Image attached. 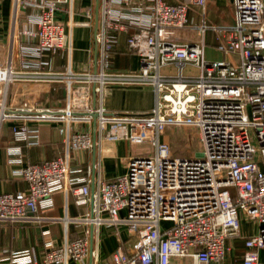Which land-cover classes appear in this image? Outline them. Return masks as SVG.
Listing matches in <instances>:
<instances>
[{"label": "built area", "instance_id": "2783aa9c", "mask_svg": "<svg viewBox=\"0 0 264 264\" xmlns=\"http://www.w3.org/2000/svg\"><path fill=\"white\" fill-rule=\"evenodd\" d=\"M12 2L15 27L24 19L18 29L20 68L13 69L11 63L0 68V82L63 83L66 105L54 108L23 100L10 109L1 101L0 121H21L13 125L14 140L31 146L40 144V133L28 122H62L59 131L66 148L55 159L25 166L21 149L9 148L12 173L28 189L0 193V223L59 219L67 228L71 222L94 228L127 225L138 238L136 245L130 253L116 248L105 264H187L185 259L190 264H264V0H234L235 21L228 25L207 23L208 0H100L97 69L84 71L71 64L55 71L54 58L46 55L62 49L71 53L67 27L57 11L69 13V26H92L91 7L85 9L87 19L76 23L75 0ZM191 7L201 9V23L189 22ZM130 29L126 43L140 56V67L122 71L113 65L114 44ZM186 30H196L200 41H179L178 32ZM207 31L216 33V46L225 58H206ZM187 64L197 66L200 74L184 76ZM167 65H176L179 74L163 75L161 68ZM76 84L83 85V93L73 99ZM107 84L152 85L155 105L146 112L110 111L103 102ZM75 123L94 124L96 139L91 131L73 130ZM184 125L199 129L202 151L194 157L176 155L163 138L168 127ZM104 141H129L150 149L129 157L126 172L112 179L102 176L98 162L93 178L91 168L83 175L81 167L71 165L73 150H101ZM229 187L235 189L234 196ZM57 192L66 203L59 217L52 214ZM71 196L77 205L91 203V210L69 216ZM123 210L125 217L120 216ZM243 218L257 224L256 233H243ZM90 234L87 229L69 240L67 230L63 245L48 243L42 261L33 249L6 254L0 248V264L80 261L89 254ZM230 239L242 243L243 251L237 253Z\"/></svg>", "mask_w": 264, "mask_h": 264}, {"label": "crops", "instance_id": "0c3cea01", "mask_svg": "<svg viewBox=\"0 0 264 264\" xmlns=\"http://www.w3.org/2000/svg\"><path fill=\"white\" fill-rule=\"evenodd\" d=\"M96 4L94 0H80L78 9L76 8L77 1L75 0V13L73 21L81 22L87 19L85 9L91 7L93 9V25L85 26L82 24H75L69 26L70 15L67 11H57L56 16L58 20L63 22L69 34V43L71 44V53L69 49H62L57 54L46 57L54 58V70L64 71L65 68L71 64V67L76 71L95 70L94 58V28L96 18ZM169 3H177L181 0H166ZM195 13V14H191ZM189 22L199 24L202 21L203 14L199 7H191L188 11ZM198 16V18H197ZM22 17V16H21ZM206 21L209 24L228 25L235 21L234 0H208L206 8ZM21 24L15 27L14 25V5L12 0H0V68L9 67L10 63L13 69L20 68V55L18 49V29ZM90 28L92 30V43H90L89 60L82 64H75L73 61L74 49V32L75 30H83ZM17 34L13 38V34ZM130 29L126 33L121 34L119 45L114 49L115 68L122 71L134 70L140 67V61L137 65H133L134 52L128 55H121L115 58L118 51L129 50L127 46V38ZM205 33L206 48L208 47L207 35ZM216 35V33L214 32ZM179 41L182 42H199L200 36L196 30L180 31L177 34ZM217 42L212 46L217 49ZM219 50V49H218ZM220 51V50H219ZM222 52V51H221ZM223 57L226 55L222 52ZM221 54V56H222ZM136 58V57H135ZM139 66V67H138ZM82 70V71H83ZM58 96L56 97V94ZM67 90L63 83L53 82H28V81H14L9 84L0 82V102L5 101L8 108L13 109L20 105L23 100H30L36 102L40 106H48L54 108L64 107L66 105ZM94 104V99H93ZM104 105L110 111L119 112H146L150 111L155 105V89L152 85H109L108 93L103 98ZM21 121H0V193L17 192L19 190L26 191L28 183L16 177L12 173L14 163L9 160L12 157L9 148L19 147L23 159V165L42 163L61 156L66 148L64 135L60 133L59 127L64 125L62 122H28L30 126L38 127L40 133V144L28 145L24 142H16L13 137V125ZM73 130L91 131L94 136V124L75 123L72 125ZM163 138H166L164 135ZM168 141V139H165ZM129 141H104L101 147H95L88 150H73L72 162L73 167H81L82 174L87 175L89 169H93L94 159L101 164V173L105 179L115 178L126 172L127 159L133 155L142 153L131 147ZM91 178L98 171L92 170ZM92 187V185H91ZM65 198L62 192H57L53 195V216H62L65 214ZM91 210V203L85 205H77L74 198L71 196L68 203V214L72 217H80ZM120 213H125L121 211ZM242 225H257L246 218L242 219ZM90 229V251L86 258L80 261H71L70 264H105L110 257V254L118 247H122L124 251L130 253L136 245L138 238L133 235L128 226L125 224L113 225L106 224L99 228H94L92 225L84 223L77 224L71 222L68 228L64 222L59 219L52 220H28V221H7L0 223V248L6 254H11L13 251H20L24 249H33L38 261H42L49 250L51 243L53 247H60L66 240V232L68 230V239L73 240L84 235L85 231ZM95 252V255L92 254ZM97 254V256H96ZM261 257L264 261V251H261ZM9 264V263H5Z\"/></svg>", "mask_w": 264, "mask_h": 264}, {"label": "rangeland", "instance_id": "374dc122", "mask_svg": "<svg viewBox=\"0 0 264 264\" xmlns=\"http://www.w3.org/2000/svg\"><path fill=\"white\" fill-rule=\"evenodd\" d=\"M76 8L78 9L80 5V0H76ZM97 0H94V4H96ZM195 14V13H191ZM198 18V16H197ZM190 20V15L188 17ZM109 35L111 37H117V33L110 31ZM217 42L216 41V35L214 32H209L207 35V43L209 44L208 47L206 48L205 51V56L209 61H214V60H220L223 59V54L221 51L216 49L215 47L212 46L213 43ZM90 43H92V30L90 28L83 29L82 31L80 30H75L74 32V49H73V61L75 64L78 63H83L84 61L89 60V54L88 50L90 47ZM115 48L119 45L118 43H115ZM134 59H132L133 65H137L138 61H140V56L136 53ZM222 54V56H221ZM1 57V53H0ZM231 58V56H229ZM113 65L115 66V62L113 61ZM139 67V66H138ZM83 70V69H82ZM81 70V71H82ZM137 68H135L132 71H136ZM84 71V70H83ZM161 73L163 75H178L179 74V69L176 65H167L161 68ZM200 74V69L193 65V64H187L183 68V75L187 77H193V76H198ZM111 84H107L104 88V94L103 98L105 99L107 93H108V86ZM83 93V85L82 84H76L74 85L72 96L73 99H77L79 95H82ZM59 93L56 94V97L58 96ZM85 107H81V110H83ZM166 135L165 139H168V141L171 143V146L173 148V151L175 152L176 155H182V156H190L194 157L198 153L202 151V145L200 143V138H199V129L197 126H177V127H168L164 133L163 137ZM252 139L253 142L256 140L254 139V136L252 134ZM130 143V142H129ZM131 147L137 148V151L140 152H146L150 148L147 147V145H136L131 143ZM229 190L231 191L232 195H235V189L233 187H229ZM126 212L120 213L121 217H125ZM248 221H250L247 218ZM258 230V226L256 225H242V231L244 234H251V233H256ZM228 244L231 246H235L236 248L239 249V252L243 251V244L242 243H236L234 239L228 240ZM264 251V250H263ZM182 262L190 264L191 260L185 259L182 260Z\"/></svg>", "mask_w": 264, "mask_h": 264}, {"label": "water", "instance_id": "95a60500", "mask_svg": "<svg viewBox=\"0 0 264 264\" xmlns=\"http://www.w3.org/2000/svg\"><path fill=\"white\" fill-rule=\"evenodd\" d=\"M95 28H94V58H95V70L97 69V60H98V44H97V40H96V34L98 31V27H99V1L97 2L96 5V18H95ZM93 96H94V103H96V92H93ZM96 116V114H94ZM94 138L96 139V135L94 134ZM95 159H94V164H95ZM93 164V167H94ZM95 191V184L92 183V199H93V194ZM92 264V262H91Z\"/></svg>", "mask_w": 264, "mask_h": 264}, {"label": "trees", "instance_id": "16d2710c", "mask_svg": "<svg viewBox=\"0 0 264 264\" xmlns=\"http://www.w3.org/2000/svg\"><path fill=\"white\" fill-rule=\"evenodd\" d=\"M131 53H133V51H131L130 49L127 50V51H123V52L122 51H118V53L116 54L115 58H118L121 55H128V54H131ZM237 253H240L238 248H237Z\"/></svg>", "mask_w": 264, "mask_h": 264}]
</instances>
